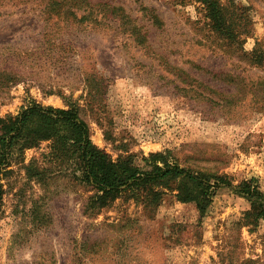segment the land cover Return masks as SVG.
I'll return each mask as SVG.
<instances>
[{"label": "rangeland", "instance_id": "374dc122", "mask_svg": "<svg viewBox=\"0 0 264 264\" xmlns=\"http://www.w3.org/2000/svg\"><path fill=\"white\" fill-rule=\"evenodd\" d=\"M89 1L124 7L146 42L121 16L96 21L100 6L82 18L83 0H0V117L75 107L114 159L170 149L181 166L233 185L255 178L264 192V61L251 57L264 51V0H221L239 7L240 43L215 33L194 0ZM47 145L26 149L1 180L0 264H264V219L243 223L251 204L235 187H217L203 217L170 190L155 209L124 196L85 212L94 190L55 173ZM33 158L50 168L46 182L27 175Z\"/></svg>", "mask_w": 264, "mask_h": 264}, {"label": "trees", "instance_id": "16d2710c", "mask_svg": "<svg viewBox=\"0 0 264 264\" xmlns=\"http://www.w3.org/2000/svg\"><path fill=\"white\" fill-rule=\"evenodd\" d=\"M83 1L89 11L82 18L91 16L95 13L94 7L100 6L103 14L98 19L94 18L96 21L107 19L110 14L121 16L122 24L128 27L127 30L135 37L137 44L146 42V32L124 7L108 1ZM194 1L215 33L231 43H240L241 32L235 31L237 18H234L239 7L232 8L231 4H224L221 0ZM62 3L54 1L51 6L68 18L71 17V20L76 19V11L64 10ZM141 9L143 15L147 13L156 27H162L163 21L155 9L147 6H141ZM251 57L256 64H260L264 61V51L252 54ZM46 141L49 150L42 156L55 166V173H68L73 180L94 190L87 200L85 212L97 214L103 207L124 196L155 209L167 190H170L178 201L194 202L203 217L215 189L228 185L235 187V191L251 204L250 209L244 212V224L257 226L260 219H264V192L255 178L233 185L226 175L198 171L181 166L177 160H170V149L148 155L131 152L114 159L92 141L90 127L75 107L62 108L41 103L31 104L16 115L0 117V204L5 192L1 180L13 172L14 161L23 162L26 149L39 147ZM38 160L33 158L25 165L27 175L46 182L50 168L46 167V163L40 165Z\"/></svg>", "mask_w": 264, "mask_h": 264}]
</instances>
